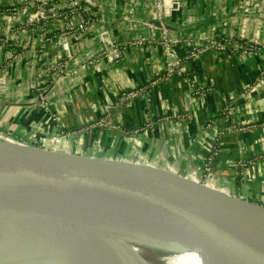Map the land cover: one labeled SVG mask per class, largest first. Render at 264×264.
Segmentation results:
<instances>
[{
  "label": "crops",
  "instance_id": "crops-1",
  "mask_svg": "<svg viewBox=\"0 0 264 264\" xmlns=\"http://www.w3.org/2000/svg\"><path fill=\"white\" fill-rule=\"evenodd\" d=\"M9 1L0 0V119L17 130L4 131L11 139L54 151L84 140L95 149L138 156L215 183L264 190V70L259 73V60L205 52L122 106L120 92L163 73L157 30L150 36L145 24L158 26L152 0L85 1L95 27L69 38L63 72H71L53 80L47 78L46 66L58 51L53 37L63 28L61 22L26 25L28 10L18 5L11 11ZM255 3L185 0L162 24L171 34L197 41L259 36L264 3ZM100 32L107 42L119 44L120 54L93 62L102 46ZM192 83L203 90L194 93ZM39 89H44L47 110L38 104ZM99 120L107 124L86 128ZM74 153L89 154L81 148Z\"/></svg>",
  "mask_w": 264,
  "mask_h": 264
},
{
  "label": "water",
  "instance_id": "water-1",
  "mask_svg": "<svg viewBox=\"0 0 264 264\" xmlns=\"http://www.w3.org/2000/svg\"><path fill=\"white\" fill-rule=\"evenodd\" d=\"M0 131L17 132L1 119ZM126 241L201 251L213 264H264V190L84 140L64 151L0 140V264H150Z\"/></svg>",
  "mask_w": 264,
  "mask_h": 264
},
{
  "label": "built area",
  "instance_id": "built-area-1",
  "mask_svg": "<svg viewBox=\"0 0 264 264\" xmlns=\"http://www.w3.org/2000/svg\"><path fill=\"white\" fill-rule=\"evenodd\" d=\"M87 0H10L9 5L11 11H16L17 6H24L28 10L26 16V25L39 26L54 21H60L63 28L53 37V43L58 46V51L54 54L52 60L47 63L46 76L50 80L58 77L66 65L67 59L70 57L68 49V40L70 37H77L85 34L95 27V18L91 15L88 8L84 4ZM100 1V0H97ZM185 0H152V8L154 11V20L158 26L145 22L149 28L150 36L156 29L155 42L160 46L162 52L163 73L156 79L150 80L148 83L135 88L125 90L119 93L118 102H128L139 94H143L148 90L150 85L158 80L170 78L174 74H179V66L182 62L188 59H194L201 54L211 51L217 55L224 56L229 54H238L251 56L260 61L262 69L259 71L261 74L264 70V32L262 35L256 36L248 34L247 36H234V37H211L201 41L193 38H188L184 35L171 34L167 27L162 24L163 18L172 9L180 8ZM254 6H261L264 0H255ZM242 3L248 0H240ZM42 28V27H41ZM264 29V25H263ZM104 32H100L101 36ZM42 40L46 37L41 34ZM102 41V39L100 40ZM108 46L102 43L101 48L98 49L93 62L98 60L110 61L113 56L120 54L119 44H112L108 42ZM137 41L130 42L131 45H136ZM12 49V48H11ZM13 50V49H12ZM177 50L182 53L178 54ZM192 87L195 85L192 83ZM194 93L203 90L200 87H194ZM44 89H39L38 104L41 109L47 110L45 101L43 99ZM124 104V103H122ZM121 104V105H122ZM52 117V116H51ZM53 118V117H52ZM54 120V118H53ZM104 120H99L94 124L88 125L86 128L94 127L95 125H103ZM243 129V128H241ZM60 134L71 135L74 132L60 131Z\"/></svg>",
  "mask_w": 264,
  "mask_h": 264
},
{
  "label": "bare ground",
  "instance_id": "bare-ground-1",
  "mask_svg": "<svg viewBox=\"0 0 264 264\" xmlns=\"http://www.w3.org/2000/svg\"><path fill=\"white\" fill-rule=\"evenodd\" d=\"M8 142H14L21 145L20 142L14 141L9 136L6 137ZM29 146V145H25ZM31 147H35L31 145ZM136 252H138L144 259H146L150 264H213L210 258L201 251H165V252H155L148 249L145 246L138 245L132 241H126Z\"/></svg>",
  "mask_w": 264,
  "mask_h": 264
},
{
  "label": "rangeland",
  "instance_id": "rangeland-1",
  "mask_svg": "<svg viewBox=\"0 0 264 264\" xmlns=\"http://www.w3.org/2000/svg\"><path fill=\"white\" fill-rule=\"evenodd\" d=\"M6 132H4V131H0V140H2V141H4V142H8L7 140H6Z\"/></svg>",
  "mask_w": 264,
  "mask_h": 264
}]
</instances>
